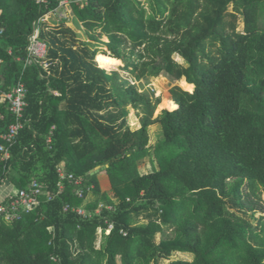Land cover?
I'll return each instance as SVG.
<instances>
[{"label":"trees","instance_id":"trees-1","mask_svg":"<svg viewBox=\"0 0 264 264\" xmlns=\"http://www.w3.org/2000/svg\"><path fill=\"white\" fill-rule=\"evenodd\" d=\"M61 1L0 0V91L20 81L27 103L0 184L42 186L32 212L0 221V264H264V0H67L85 39L66 17L42 23L50 64L27 62L34 23ZM119 62L191 90L171 86L154 115L159 96L105 70ZM13 121L0 102V134ZM58 168L82 197L67 179L56 194Z\"/></svg>","mask_w":264,"mask_h":264},{"label":"built area","instance_id":"built-area-1","mask_svg":"<svg viewBox=\"0 0 264 264\" xmlns=\"http://www.w3.org/2000/svg\"><path fill=\"white\" fill-rule=\"evenodd\" d=\"M34 1L37 4H44L47 2V0ZM58 7L49 11L48 14L43 15L34 23L32 33L30 34V41L27 47V62L34 59L38 60L43 68H47L49 66V60L46 58V44L39 38V33L42 23L51 25L50 22H48V19L51 16H54L55 12L58 11ZM1 68L2 60L0 59V83L2 81ZM25 96L26 88L20 81H18L16 85L9 91H0V102L7 103L9 111L14 116V121L8 125L7 130L4 133L0 134V138L3 141V143L0 144L1 160H6L9 158V147L15 142L19 131L24 127L23 111L27 105ZM53 128L54 126H52V129ZM47 141H50V136H48ZM58 169L59 170H57V172L60 180L56 184V194H59L63 190L64 185L62 180L67 179L69 182H72L75 185L76 195L82 197L84 193V189L80 187L83 184L82 177L75 176L71 173L66 174L65 169L63 168ZM91 188L92 185L90 187H87L86 190L88 191ZM41 191L42 186L37 180L34 179L29 183L27 188H16L13 192L8 193L4 198L0 200V221L4 220L12 222L14 220H19L23 215L32 212L40 203L39 196L41 194ZM50 199H52V195L48 194L46 200ZM101 206L102 205L99 204V206L95 209V213L99 212ZM63 210H69V205H65L63 207ZM72 210L76 211L78 214L84 215V210L81 207H73ZM111 228L112 224H109L108 228L106 229V233H108ZM98 232H100V229L98 230ZM121 232L123 235H125V232Z\"/></svg>","mask_w":264,"mask_h":264},{"label":"rangeland","instance_id":"rangeland-1","mask_svg":"<svg viewBox=\"0 0 264 264\" xmlns=\"http://www.w3.org/2000/svg\"><path fill=\"white\" fill-rule=\"evenodd\" d=\"M143 3L146 5V1L144 0ZM58 11L55 12L54 16H51L48 19V22H50L51 26H54L55 24L59 23V20L63 17H66V24L71 26L72 28L75 29V31L79 34L81 39H85L84 35L80 31V28L78 27L77 22L75 21V17L72 12V7L67 0L61 1V4L59 3V7L57 9ZM51 11V10H50ZM49 12V11H48ZM46 12L45 14H48ZM44 14V15H45ZM243 28V23H242V17L240 16L238 18V24H237V29L241 30ZM175 59L178 61H181V59L178 56H175ZM121 65L120 62L118 64L112 65L109 69H105L107 72L111 71H116L120 74V77L122 79L128 80L130 83L135 84L138 88L139 91L145 92L149 96L152 97H160V102L154 112V115H156L159 110L163 107L171 110L172 107H167L169 104V89L173 85H179L181 88L190 91L189 88L182 82V81H175L170 78H168L166 75H160L155 78H151L148 80H138L132 73H128L126 71L121 70ZM128 121L131 126V128H136L139 126V121L138 117L135 114V111L133 109H129L128 113ZM149 135H150V143H155L158 138L161 136V129L159 124H153L152 126L149 127ZM145 162H140L138 164V168L140 172H146L147 171V164L149 162V159H144ZM100 172H103L105 176L108 178V175L104 170H100ZM98 173V172H97ZM109 180V178H108ZM109 182V181H108ZM109 192V193H108ZM112 188L110 185L109 190L106 192L108 195H112ZM160 235H156V240H159Z\"/></svg>","mask_w":264,"mask_h":264},{"label":"crops","instance_id":"crops-1","mask_svg":"<svg viewBox=\"0 0 264 264\" xmlns=\"http://www.w3.org/2000/svg\"><path fill=\"white\" fill-rule=\"evenodd\" d=\"M96 179L100 190L103 192H107L110 188V181L105 176V174H103V172H98L96 175ZM15 189L16 187L9 183L8 180L3 182L2 184H0V199L4 198L8 193L13 192Z\"/></svg>","mask_w":264,"mask_h":264},{"label":"water","instance_id":"water-1","mask_svg":"<svg viewBox=\"0 0 264 264\" xmlns=\"http://www.w3.org/2000/svg\"><path fill=\"white\" fill-rule=\"evenodd\" d=\"M106 167V166H105ZM101 170V167L97 166L90 170L89 174H95Z\"/></svg>","mask_w":264,"mask_h":264},{"label":"snow or ice","instance_id":"snow-or-ice-1","mask_svg":"<svg viewBox=\"0 0 264 264\" xmlns=\"http://www.w3.org/2000/svg\"><path fill=\"white\" fill-rule=\"evenodd\" d=\"M189 90H191V88H189Z\"/></svg>","mask_w":264,"mask_h":264}]
</instances>
